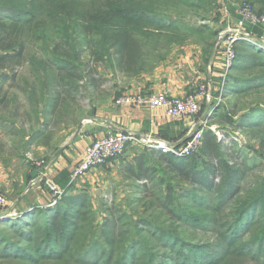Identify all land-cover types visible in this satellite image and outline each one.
Wrapping results in <instances>:
<instances>
[{"label": "trees", "instance_id": "trees-1", "mask_svg": "<svg viewBox=\"0 0 264 264\" xmlns=\"http://www.w3.org/2000/svg\"><path fill=\"white\" fill-rule=\"evenodd\" d=\"M170 1L196 7L191 0H0V72L22 59L26 43L43 49L47 53L46 62L40 64L37 74L44 76L43 87L51 96L45 109L37 108L41 114L56 119L68 113L70 106L65 102L62 108L61 83L67 82L74 88L80 79L86 78L85 55L97 64H106L114 74L117 71L132 77L144 71L147 55L158 50L160 42L165 41L169 49L173 43L185 44L190 36H195L194 27H180L176 20L163 14V7ZM259 13L264 14V10ZM208 35L210 41L201 43L206 63L218 50L214 41L218 32L209 28ZM238 45L242 50L237 52L234 70L247 65L244 72L252 67L261 70L257 79L231 77L233 84L230 82L227 86L229 92L245 98L264 90V51L245 41ZM247 51L250 53L246 54ZM256 54L262 56L256 57ZM47 64L57 69L53 82L48 76ZM0 75L2 81L11 76L4 72ZM16 78L14 75L11 79ZM26 91L37 103L36 90L28 85ZM47 126L44 123L43 130L35 135L43 133ZM238 129L256 130L263 142L264 110L249 112L238 123ZM148 151L140 156L136 154L129 170L135 171L138 179L145 175L150 183H155L151 190L144 188L143 191L159 201L156 208L165 211L177 224L168 226L148 219L130 221L128 214L122 212L119 218H114L109 209L104 211L102 221H98L91 209L89 193L74 191L65 185L62 188L65 196L56 206L36 207L6 220L0 217V261L264 264V175L254 180L253 189L249 187L252 182L246 180L258 162L264 163L259 161V156L264 157V149L257 151L252 165L245 164V171L228 162L223 144L214 133L204 135L199 158L196 154L180 158L172 153ZM211 157L219 159L220 170L207 161ZM156 160L168 167L166 176H179L181 184L191 187L180 190L181 184H174L175 178L167 182L166 178L157 176L153 168ZM155 189H159L157 194Z\"/></svg>", "mask_w": 264, "mask_h": 264}, {"label": "rangeland", "instance_id": "rangeland-1", "mask_svg": "<svg viewBox=\"0 0 264 264\" xmlns=\"http://www.w3.org/2000/svg\"><path fill=\"white\" fill-rule=\"evenodd\" d=\"M191 1L196 4V7L190 8L181 2L170 1L168 2V5L163 7L164 12H162L166 17L176 20L180 27L184 25L194 27L196 30L195 36H190L185 44L173 43L170 45L169 49L165 41L160 42V44H158L159 49L147 55L143 69L144 71L139 75V78L143 74L152 77L154 76L153 73L155 71L161 70L163 67H173L172 65H178L183 57V60L187 59L194 63V65L191 64L190 66L186 64L189 72H192L195 64H202L200 61L203 53L201 43L210 41L207 37L209 36L208 29L214 28L218 32V35L222 32L231 34L234 25L238 22L237 20L239 16L237 17V12L240 8H243L244 5H253L254 7H252L255 12L264 16V14L259 13L261 9L264 10V0ZM255 30L261 34L264 33V27L262 26ZM215 40L218 44V38L214 39V41ZM243 41L247 42L248 40ZM240 42L235 46L238 54L239 50H242L238 45ZM250 44L257 46L261 51H264V41L263 43L260 42L261 46L252 42ZM218 50L217 54L219 53L218 56H220L219 63L223 62V60L226 62V59L223 56L225 51L224 48ZM249 53L250 52L247 51L246 54ZM46 54L47 53L37 45L26 43V50L22 59L20 61H14L13 64L10 63L11 67L5 68L0 72V74L4 72L5 75H11L3 79V81L0 80V165L7 164L11 166L5 171L8 175H10L8 172L9 170L12 171V168L17 170L16 174L11 172V174H14L17 183L15 185L14 183H10V186L11 190L18 192L16 195L9 194L8 192L11 190L8 191L9 188L6 182L3 186H0L1 194L7 199V204L3 208H0V217L3 220L9 218L7 216L16 214V201L20 196L34 202L41 192H45V194L50 197L49 200L51 201L53 198L52 193L48 189L46 183L50 180L57 184L55 178L47 172L51 165L49 162L50 157H53L55 154V151L52 149V144H48L49 147H47L46 142L43 143L44 139L39 135H35L34 132L35 128L39 126V122L34 112L37 110L38 113H41V110L45 109L47 104L50 103L49 98L51 95L47 93L45 87H43L44 76L37 74L39 67H41L40 64L46 62ZM255 56L259 57L262 56V54H256ZM88 58L90 57L85 55L84 61L87 63L83 67V72L86 78L80 79L77 83V87L71 88L67 85V82H62L59 88V91L62 90V92H64L61 97L62 108H65V102L69 103L70 106L68 113H64V115L53 120L51 117V131L48 133V136L54 139L58 136L57 144H61L65 141L66 136L68 135L65 133L69 132V126H71L75 120L80 121L81 114L88 117L92 114L94 109L99 108L101 104H109L115 99L117 89L120 87L125 88L129 80H132V78H123L124 75H122V72H117L113 76L111 73L112 69L107 68L106 64H97L93 59L90 60ZM244 62L245 60L243 63ZM243 63L239 66H242ZM45 67L49 73L48 76L50 81L53 82L54 78H56V76H54L57 72L56 67H52L48 64ZM246 67H248V65ZM246 67L242 66L239 69L234 70V67L232 66L227 73L221 75H225L224 82L218 87V89L216 88V85H212V82H209L210 78H206L205 75L202 78V81L192 90L197 91V89L199 90L200 88L205 87L208 94V100L212 99L210 102L205 101L207 103L203 105V107H205L204 109L203 107L201 109L200 106L201 111H199L200 114L197 116L199 120H202L203 124H206L203 139L204 135H211V133H214L218 140L223 144L224 155L228 162L234 167L238 166L242 171H245V164L247 166L252 165L253 159L257 157V151L264 149L262 136L259 135L256 130H248V132H246L238 129V123L240 120H243L249 112L257 109L264 110V90L254 92L244 98L232 92L230 93L227 87L230 85V82L233 84V81L231 80L232 76L249 80L256 77L258 78L261 74V70L255 67H252L253 69L251 70L249 69L248 72H244L243 69ZM196 69L198 74L194 76L199 78L203 72L199 66H197ZM14 75L17 78L11 79ZM259 82L260 81L257 83ZM28 85L29 88L33 87V89L36 90L38 95L36 98L37 103L31 99V95L26 91ZM51 86H53V84ZM213 89H217L215 95H212ZM53 90L54 87L50 88L52 93ZM123 95L124 93L122 95L119 94L116 99L118 100ZM203 98L204 99H200L199 105L203 100H207L206 96ZM38 106H40L41 110L37 108ZM41 117L44 121H48L49 119V116L46 113ZM58 122L64 124L60 126ZM17 131L20 132L19 134L21 135V138L16 136ZM196 133L197 129H193L188 136H186V133L180 137L164 135L156 138H147L146 140L151 139L147 145L138 143L126 150L125 153L133 156L134 159H126L127 157L124 158L123 156L109 162L105 167L103 166V168L100 167L93 170L86 176L70 184L73 188L72 190L89 193L88 195L91 198V209L96 215L98 221H102L101 219L105 215L104 211L109 209L112 211V217L114 218H119V212H122V214H128V217L132 219L130 221L148 219L149 221L158 224H163V222H165L168 226L177 224L174 220L169 219V217L165 215V211L156 208L160 205L159 201L151 198L150 194L147 196V192L143 191L144 188H147L145 191H148V189L151 190L155 183H150L151 181H149L145 175H142L143 177L138 179L135 171L132 172L129 168L131 167L132 160H136V154H139L140 156L141 153H144L146 150H149L148 152L152 150L163 152L161 151L162 149H154L159 146L163 148L167 147L169 150L168 153H172L180 158H188L194 154H196L198 158L201 157L200 150L203 139L197 150L192 151L190 155L184 153L185 147ZM25 136L27 139H25ZM42 147L49 148L50 154L47 152L41 154V151L44 150L41 149ZM237 152L240 154H237ZM241 154H243L244 157H240ZM207 159V161H210L215 165L216 169L220 170L218 158L211 157ZM259 159V161L264 162V157L259 156ZM108 166L114 167L113 169H108ZM153 168L157 176L166 178L167 182L172 181L170 178L174 175H170V177L166 176L168 169L166 164L157 162L156 160L153 162ZM35 173L38 175L35 176ZM72 173L70 175V182L72 181ZM218 175L220 176V171H218ZM263 175L264 163L258 162L257 167L251 170V174H248L246 177V180L253 184L249 187L253 189L255 186L254 180ZM131 176L135 177L132 178ZM35 177L37 178V181L35 180ZM220 177L217 176V184L220 183ZM173 178H175L174 184H181L179 176ZM23 181L24 186L22 188ZM183 187L187 188L191 186L188 184H181L180 188H176L181 190ZM63 190L65 191V189ZM158 190L159 189H155L154 193ZM40 198H44V196L40 195ZM128 224L130 225V222ZM200 238H204V236ZM8 262L19 264L17 263L18 261L16 262L14 260L6 262L0 261V264H8Z\"/></svg>", "mask_w": 264, "mask_h": 264}, {"label": "crops", "instance_id": "crops-1", "mask_svg": "<svg viewBox=\"0 0 264 264\" xmlns=\"http://www.w3.org/2000/svg\"><path fill=\"white\" fill-rule=\"evenodd\" d=\"M258 27L261 26H257L254 28L248 27L246 29L248 39L254 41L255 43L264 41V33L261 34L255 30ZM247 42L251 43V41ZM217 46L218 49H222L221 46ZM218 54L214 51L212 58L210 59L209 57V61L208 63H206L205 55L202 53L200 60L202 64H195L194 70H192V72H189L186 64L190 66L191 64L194 65V63L188 61L187 59L183 60V57V61L180 60L178 65H172L173 67H163L161 70L155 71L153 73L154 76L152 77L146 76L145 74L141 75L140 78L139 75L129 77L122 74L124 75L123 78H132V80H129L125 88L120 87L117 89L115 99L109 104H101L100 107L95 108L92 114H90L88 117H85V115L81 114L80 121L75 120L71 124V126H69V132L65 133L68 135L66 136L65 141L61 144L56 143L58 141V136H56L55 139L48 136V133H50L51 131V116L48 115V121H44L41 117L43 114L38 113V111L36 110L34 114H36L39 126L35 128L34 132H38L40 129L43 130V124L47 123L48 126L45 127L44 132L40 133L39 136L44 139L43 143L46 142L47 147H49L48 144H52V149L55 151L53 157H50L49 162L51 165L47 170L48 174L52 175L55 178V181L60 188H63L65 185L70 187V175L75 166L82 160L86 147L95 140L101 139L102 137L108 135L116 134L117 132L124 131L134 134L139 139H147L161 137L164 135L180 137L186 133V136H188V134L193 129H199L201 127L202 120H199L198 118L173 119L166 115L165 110L159 108L153 109L143 106L133 107L129 105L118 106L115 103L117 100L116 98L119 94L122 95L123 93L124 95L164 93L168 97H185L190 92H192L193 88H195L197 84L202 81V78L205 75L206 78H210L209 82H212V85H216V88L218 89V87L224 82L225 75H221L228 72V68L225 67V61L223 60V62L219 63L220 56H218ZM197 66H199L201 71L203 72V74H201V77L199 78H196L194 76L198 74V71L196 69ZM111 73L114 76V73ZM115 73H117V71ZM216 90H212V95L216 94ZM211 100H203L200 106L203 107L205 103L210 102ZM204 108L205 107H203V109ZM58 124H60L61 126L64 123L58 122ZM19 133L20 132L17 131L16 136L21 138V135ZM42 135H44V137ZM27 137L25 139H27ZM41 149H44L41 151V154H44L45 152L50 154L49 148L42 147ZM126 157V159L133 158V156L131 155H127ZM10 167L11 166L7 164L0 165V186H3L6 182L9 188L8 191L11 190L10 183H14V185L17 183L14 176V174L17 173V170L13 168L12 171L9 170L8 173L10 175L6 174L5 172ZM113 167L114 166H108V169H113ZM11 172H13L14 174H11ZM36 175L38 174L35 173V176ZM35 180L37 181L36 177ZM23 186L24 181L22 184V188ZM8 193L11 195L18 194V192L14 190H11ZM40 195L44 196V198H40ZM49 199L50 197H48L45 192H41L34 202H31L28 199L23 198V196H20L16 201V214L8 217L15 218L29 212L36 207L55 206L52 205V202Z\"/></svg>", "mask_w": 264, "mask_h": 264}, {"label": "built area", "instance_id": "built-area-1", "mask_svg": "<svg viewBox=\"0 0 264 264\" xmlns=\"http://www.w3.org/2000/svg\"><path fill=\"white\" fill-rule=\"evenodd\" d=\"M239 19L234 26L230 35L227 32H222L218 35V45L224 48V57L226 59L225 67L228 70L234 65L237 58L235 46L240 40L254 41L246 38V29L248 27L264 26V16L257 14L251 5H244L237 12ZM263 43V41H262ZM261 46L260 43H255ZM206 96L208 99L207 90L205 87L190 92L185 97H168L164 93L155 94H125L116 101L118 106H133V107H148L159 108L166 112V115L173 119L193 118L200 111L199 101ZM206 124L201 123V127L197 129V133L184 149L185 154H191L192 151L197 150L203 139ZM151 139H139L132 133L117 132L116 134L102 137L90 143L83 154L82 160L75 166L72 173L73 182L86 176L89 172L97 168L107 165L109 162L116 160L123 156L130 146L142 143L147 145ZM159 146V145H158ZM154 149H162L163 153H168L167 147H158ZM166 149V150H164ZM48 189L52 193V205L58 204L65 196V191L52 181L46 183ZM7 204L6 197L0 192V208Z\"/></svg>", "mask_w": 264, "mask_h": 264}, {"label": "bare ground", "instance_id": "bare-ground-1", "mask_svg": "<svg viewBox=\"0 0 264 264\" xmlns=\"http://www.w3.org/2000/svg\"><path fill=\"white\" fill-rule=\"evenodd\" d=\"M228 35H230V34H228ZM244 36L246 37V38H248V34L246 33V34H244ZM240 41H243V40H240ZM239 42V41H238Z\"/></svg>", "mask_w": 264, "mask_h": 264}, {"label": "water", "instance_id": "water-1", "mask_svg": "<svg viewBox=\"0 0 264 264\" xmlns=\"http://www.w3.org/2000/svg\"><path fill=\"white\" fill-rule=\"evenodd\" d=\"M8 217V216H7Z\"/></svg>", "mask_w": 264, "mask_h": 264}]
</instances>
